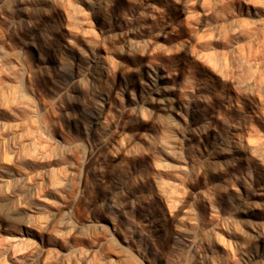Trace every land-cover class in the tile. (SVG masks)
<instances>
[{"label":"clouds","instance_id":"1","mask_svg":"<svg viewBox=\"0 0 264 264\" xmlns=\"http://www.w3.org/2000/svg\"><path fill=\"white\" fill-rule=\"evenodd\" d=\"M0 264H264V0H0Z\"/></svg>","mask_w":264,"mask_h":264}]
</instances>
